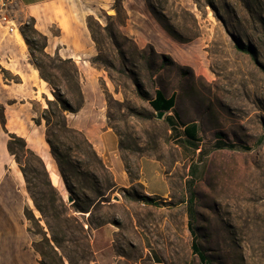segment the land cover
I'll list each match as a JSON object with an SVG mask.
<instances>
[{
    "label": "rangeland",
    "instance_id": "obj_1",
    "mask_svg": "<svg viewBox=\"0 0 264 264\" xmlns=\"http://www.w3.org/2000/svg\"><path fill=\"white\" fill-rule=\"evenodd\" d=\"M99 15L88 18L96 55L79 75L84 112L77 120L95 121L114 132L105 136L111 158L118 150V134L135 175L140 156L155 160L141 161L148 190L163 193L166 180L171 190L169 198L152 197L156 202L148 204L140 200L148 196L142 179H130L125 188L116 185L108 206L93 215L120 225L93 232L99 263L154 264L159 255L166 264H264V0H111ZM27 25L32 28V21L19 26L15 36L31 62L22 35ZM3 33L4 41L13 40L7 29ZM44 52L59 64L58 56ZM33 57L58 83L60 71L51 68L50 60L38 49ZM62 85L60 90L74 104L75 84L69 89ZM158 90L176 97L171 117L199 127L204 158L196 161L204 162V176L187 191L193 204H185L189 167L176 147L175 129L167 114L158 120L151 107ZM47 100L54 101L53 94L36 106L45 125L41 115ZM1 126L0 139L8 142ZM218 140L230 146L217 149ZM76 155L72 153L74 161ZM11 157L14 174L0 176V264H39L32 247L38 237L28 230L40 232L45 223L39 227L27 220L26 215L40 219L41 214ZM54 168L51 180L68 202L69 193ZM115 171L121 180L120 166ZM224 194L242 197L230 202L222 199ZM116 233L121 256L112 245ZM193 236L206 258L203 263L193 251Z\"/></svg>",
    "mask_w": 264,
    "mask_h": 264
},
{
    "label": "trees",
    "instance_id": "obj_2",
    "mask_svg": "<svg viewBox=\"0 0 264 264\" xmlns=\"http://www.w3.org/2000/svg\"><path fill=\"white\" fill-rule=\"evenodd\" d=\"M88 27L91 25L88 20ZM22 35L28 45L31 63L39 71L40 77L44 80L52 90L55 98L54 101H48V108L45 109L41 118L46 123V141L50 147L52 156L57 164L60 176L63 180L66 190L68 191V199L72 202H66L61 192L54 186L50 174L42 159L32 152L26 144V141L6 130V119L3 107L0 109V123L4 131L8 134L7 150L13 156L19 166L20 172L26 182L27 192L34 202L35 208L40 212L41 218L36 219L34 215L26 218L33 221L40 227V223L44 222L45 227H41L40 232H34L32 228L28 231L32 236L38 237L34 241L32 247L39 256V264H97L95 253L92 249L93 232L107 225H113L119 228V224L115 221L106 220L98 217L93 218L95 212L108 206L110 203V195L116 188V182L112 172L106 167L103 160L95 151L93 145L87 140L85 135L69 126L67 121V113L77 114L83 108L84 98L81 89L79 70L71 60L58 59L56 64L44 51L47 46V38L40 34L34 25L32 28L28 25L22 31ZM34 35L42 40V43L34 42L31 36ZM38 49L41 54L50 60L51 68L60 71L61 79L55 83L45 73L43 67L37 63L33 57V51ZM12 79L19 83L16 77ZM71 88L73 84L77 89V95L74 104L69 100L65 91H61L60 87ZM155 100L151 102V107L156 113H168L176 106V97L173 94L169 99L165 98L164 92L158 90L155 92ZM169 126L174 127L179 123L171 116L165 117ZM185 125V124H180ZM190 127V128H189ZM199 127L195 123L189 124L184 133L190 139L192 149H199L200 137L197 135ZM118 151L125 170L132 182L141 179V161L144 158L140 156L137 161V174L133 173L132 167L124 153V145L118 134ZM263 140V139H262ZM262 140L260 142H262ZM225 146L221 140L215 141L217 149ZM62 148L65 151H62ZM249 150V149H247ZM72 153H76V161L73 160ZM27 161L23 163L22 159ZM204 158V151L199 154V159ZM159 162V160H156ZM36 164V166H35ZM148 204H154L155 198L144 196L140 199ZM190 204H193V198L190 194ZM188 203V202H187ZM88 214V220L84 219V215ZM193 215L192 207H190V216ZM189 228H193V224L189 221ZM192 233V231H191ZM117 234L113 237V248L117 256H121L117 252ZM193 251L200 258L201 263L206 258L201 253L198 242L193 236Z\"/></svg>",
    "mask_w": 264,
    "mask_h": 264
},
{
    "label": "crops",
    "instance_id": "obj_3",
    "mask_svg": "<svg viewBox=\"0 0 264 264\" xmlns=\"http://www.w3.org/2000/svg\"><path fill=\"white\" fill-rule=\"evenodd\" d=\"M110 3L111 0H0V15L9 14L17 27L32 21L34 28L47 38L45 50L52 56L74 62L78 67L79 75H82V70L87 71L90 60L96 55L95 43L87 20L89 17L100 19L99 14L106 12ZM6 29L0 25V106L3 107L5 114L6 130L23 138L27 147L42 159L49 174H51L50 169L53 171V167H55L58 170V167L46 141V125L42 123V120H39V109L36 106L41 104V99L52 95V90L42 81L39 71L30 62L28 50L17 39L16 32L10 34L13 40L6 39L4 41L3 32ZM1 71L8 72L11 77L18 78L20 82L16 83L12 78H7ZM164 95L166 99L172 96L166 93ZM154 100L155 97L151 102ZM174 109L172 108L167 116H172ZM83 112L84 109L82 108L77 114L67 115L69 126L85 135L106 167L112 172L119 188L131 185L118 150L114 152L113 158L108 155L105 136L114 132L110 129H101L95 121L93 123L78 121L77 119L81 117ZM189 124L191 123L182 126L176 123L173 127L175 129L173 138L176 147L182 160L187 162L189 167V175L185 179V204L189 201L187 191L191 185L198 183L204 176V162L198 163L196 161L202 152V148L199 146V149H192L189 146L190 139L184 133ZM1 128L4 131L2 126ZM197 135L199 136V132ZM0 141V176L6 172L14 174L15 167L12 165V157L7 150V141L3 138ZM146 159L149 158H143L142 161ZM157 163L161 169V174L163 173L165 176L161 164ZM115 166H120L121 180L118 178ZM141 179L149 197L159 199L170 197L171 190L167 180L168 189L163 193L156 194L148 190V183L143 178L142 166ZM109 226L114 229L113 226ZM145 246H150V244L145 243ZM93 247L94 239L92 237V249ZM94 253L97 264H100L95 251ZM153 263L166 264L159 255L153 257Z\"/></svg>",
    "mask_w": 264,
    "mask_h": 264
},
{
    "label": "built area",
    "instance_id": "obj_4",
    "mask_svg": "<svg viewBox=\"0 0 264 264\" xmlns=\"http://www.w3.org/2000/svg\"><path fill=\"white\" fill-rule=\"evenodd\" d=\"M0 25L6 27L10 34L18 32V27L14 23L13 18L7 13L0 15Z\"/></svg>",
    "mask_w": 264,
    "mask_h": 264
},
{
    "label": "bare ground",
    "instance_id": "obj_5",
    "mask_svg": "<svg viewBox=\"0 0 264 264\" xmlns=\"http://www.w3.org/2000/svg\"><path fill=\"white\" fill-rule=\"evenodd\" d=\"M218 189V188H217ZM218 192V191H217ZM242 196H232V195H229V196H227L226 194H224L223 195V197H222V199L224 200V201H226L228 198L230 199V202H233V201H237V199H240ZM212 198H216V197H212ZM215 201V200H214ZM218 201V200H217ZM211 202H212V200H211ZM219 202V201H218ZM229 202V201H228ZM214 204V203H213ZM221 204H223V203H221ZM229 205V204H228ZM224 206V205H223ZM225 207V206H224ZM220 208V207H219ZM213 209V208H212ZM217 209V208H216ZM212 211H214V210H212ZM221 211V210H220ZM219 212V211H218ZM210 219V218H209ZM209 227L211 228V230H213V231H215V227H214V223L211 221L210 223H209Z\"/></svg>",
    "mask_w": 264,
    "mask_h": 264
},
{
    "label": "water",
    "instance_id": "obj_6",
    "mask_svg": "<svg viewBox=\"0 0 264 264\" xmlns=\"http://www.w3.org/2000/svg\"><path fill=\"white\" fill-rule=\"evenodd\" d=\"M166 114H167L166 112H159V113H157V119L158 120H162L165 117ZM114 200L118 201L119 199L117 197H115ZM68 202L71 203L72 202V199L69 198L68 199Z\"/></svg>",
    "mask_w": 264,
    "mask_h": 264
}]
</instances>
